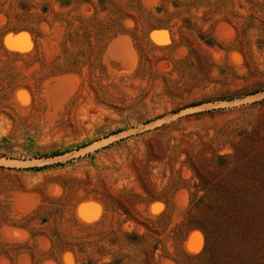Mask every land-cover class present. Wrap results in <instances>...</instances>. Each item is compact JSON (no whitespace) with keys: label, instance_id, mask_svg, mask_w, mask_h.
<instances>
[{"label":"rangeland","instance_id":"rangeland-1","mask_svg":"<svg viewBox=\"0 0 264 264\" xmlns=\"http://www.w3.org/2000/svg\"><path fill=\"white\" fill-rule=\"evenodd\" d=\"M66 249L264 264V0H0V264Z\"/></svg>","mask_w":264,"mask_h":264},{"label":"trees","instance_id":"trees-1","mask_svg":"<svg viewBox=\"0 0 264 264\" xmlns=\"http://www.w3.org/2000/svg\"><path fill=\"white\" fill-rule=\"evenodd\" d=\"M67 2H69L70 0H66ZM159 29H163L162 27H157L156 29H153V30H159ZM20 30H25V31H29V32H31L29 29H20ZM164 30V29H163ZM16 31H18V30H15V31H13V32H16ZM152 31V30H151ZM125 33L124 32H119V33H117V34H115L112 38H114V37H116V36H119V35H124ZM67 73H73V71H67V72H61L60 74H57V75H62V74H67ZM56 76V75H55ZM63 153H58V152H49V153H47V154H42V155H37V154H35V155H32L31 156V158H33V159H40V158H44V159H46V158H53V157H56V156H59V155H62ZM56 165H60V164H56ZM48 166L47 165H43V166H41V167H31V168H28L29 170H34V171H39V170H41V169H44V168H47ZM94 225V224H93ZM92 225V226H93ZM18 228H22L23 229V227H20V226H17ZM198 228V230L199 231H201V233L203 234V236H204V238H205V243H207V238H208V235H207V232L205 231V229L204 228H202V227H197ZM25 229V228H24ZM66 250H69V251H62L60 254H59V256L58 257H50V259H53V260H55L56 262H57V264H60V255L63 253V252H71L74 256H75V259L77 258L78 259V257H77V255H76V252L73 250V249H66ZM0 257H3V258H5L6 260H8L7 258V255L6 254H3V253H0ZM77 259H76V261H77ZM12 261H10V263H11Z\"/></svg>","mask_w":264,"mask_h":264},{"label":"water","instance_id":"water-1","mask_svg":"<svg viewBox=\"0 0 264 264\" xmlns=\"http://www.w3.org/2000/svg\"><path fill=\"white\" fill-rule=\"evenodd\" d=\"M20 33H16V34H12L13 37L19 35ZM5 45L6 46H10V47H13V48H17L19 46L18 43L14 42V41H11V40H5ZM88 203V202H86ZM82 204H85V203H82ZM77 216H79V218H81L82 220H89V218H87L83 213L81 212H77Z\"/></svg>","mask_w":264,"mask_h":264},{"label":"bare ground","instance_id":"bare-ground-1","mask_svg":"<svg viewBox=\"0 0 264 264\" xmlns=\"http://www.w3.org/2000/svg\"><path fill=\"white\" fill-rule=\"evenodd\" d=\"M129 55H130V54H129ZM130 57H131V56H130ZM124 58H125V57H124ZM123 61H124V63H125V62L127 63V62H130V59H129V57H127V61H126V58H125V60L123 59ZM126 63H125V64H126ZM127 64H128V63H127ZM127 64H126V65H127ZM129 64H130V63H129ZM130 65H131V64H130ZM127 67H128V66H127ZM114 68H115V67H114ZM125 70H126V68H125ZM69 94H70V93H69ZM94 216H95V214H94ZM91 218H92V217H91ZM93 219H94V218H93Z\"/></svg>","mask_w":264,"mask_h":264}]
</instances>
